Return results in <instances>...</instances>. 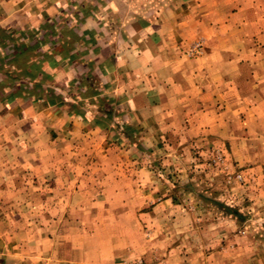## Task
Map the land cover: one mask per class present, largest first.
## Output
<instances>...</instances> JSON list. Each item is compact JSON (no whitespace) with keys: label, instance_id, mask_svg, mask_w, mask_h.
Returning <instances> with one entry per match:
<instances>
[{"label":"crops","instance_id":"obj_1","mask_svg":"<svg viewBox=\"0 0 264 264\" xmlns=\"http://www.w3.org/2000/svg\"><path fill=\"white\" fill-rule=\"evenodd\" d=\"M175 130L264 139V0H0V264H107L82 150Z\"/></svg>","mask_w":264,"mask_h":264},{"label":"rangeland","instance_id":"obj_2","mask_svg":"<svg viewBox=\"0 0 264 264\" xmlns=\"http://www.w3.org/2000/svg\"><path fill=\"white\" fill-rule=\"evenodd\" d=\"M197 43L201 50L190 54ZM204 48L197 39L186 54ZM132 141L134 151L121 160L104 144L82 150L110 170L96 177L98 190L131 188L94 194L110 211L100 227L115 239L107 264H264V139L233 146L215 133L184 140L175 130L152 145Z\"/></svg>","mask_w":264,"mask_h":264},{"label":"built area","instance_id":"obj_3","mask_svg":"<svg viewBox=\"0 0 264 264\" xmlns=\"http://www.w3.org/2000/svg\"><path fill=\"white\" fill-rule=\"evenodd\" d=\"M200 50H201V44H200V43H197L196 45H194V46L190 49L189 53H190V54H195V53L199 52Z\"/></svg>","mask_w":264,"mask_h":264},{"label":"trees","instance_id":"obj_4","mask_svg":"<svg viewBox=\"0 0 264 264\" xmlns=\"http://www.w3.org/2000/svg\"><path fill=\"white\" fill-rule=\"evenodd\" d=\"M2 264H5L4 262Z\"/></svg>","mask_w":264,"mask_h":264}]
</instances>
